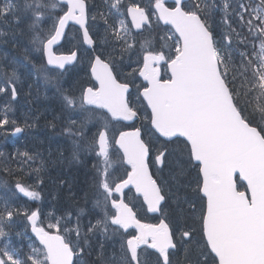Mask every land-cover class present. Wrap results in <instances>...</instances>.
Wrapping results in <instances>:
<instances>
[{
  "label": "snow or ice",
  "instance_id": "1",
  "mask_svg": "<svg viewBox=\"0 0 264 264\" xmlns=\"http://www.w3.org/2000/svg\"><path fill=\"white\" fill-rule=\"evenodd\" d=\"M9 20L31 47L0 64V96L15 101L32 64L59 100L72 158L95 163L93 208L57 215L20 203L43 200L39 154L18 152L14 169L0 151V172L17 176L0 194V264H264V0H5ZM70 25L88 46L79 56L57 54ZM85 55L77 87L64 77ZM32 126L11 104L0 112V135ZM112 237L119 259L105 253Z\"/></svg>",
  "mask_w": 264,
  "mask_h": 264
},
{
  "label": "trees",
  "instance_id": "2",
  "mask_svg": "<svg viewBox=\"0 0 264 264\" xmlns=\"http://www.w3.org/2000/svg\"><path fill=\"white\" fill-rule=\"evenodd\" d=\"M5 0H0L3 4ZM22 2V0H21ZM90 6L100 5L101 0H89ZM102 33L103 24L97 21ZM68 33V49L82 50L80 33L75 28ZM93 31H96L93 29ZM0 32L4 35L0 36V64L7 65L13 59L23 61V51L26 47H31L29 35L27 33L26 24L16 25L12 20L7 23L0 21ZM72 35V36H71ZM147 35V33H146ZM152 37L158 40L156 32H153ZM160 35H163L161 32ZM163 43V41H159ZM171 43V41H169ZM256 51H259V41H255ZM243 47V46H241ZM248 47H252V41L248 42ZM40 54L33 52L31 59L33 63L40 67ZM24 63H27L26 61ZM129 59L126 56L121 62L123 71L128 73L131 68L128 67ZM82 68L74 66L72 71L65 74V81L70 84H80L87 82V65ZM31 72V75H29ZM21 86L19 94L15 101L10 100L7 96H0V112L11 104L15 110V115L18 122L23 126V121L27 120L32 123L31 128H25L23 135L13 137L11 134L0 135V151H3L5 157H9L11 166L16 168V154L18 152L28 151L32 154H39L40 159L37 160L36 166H40V160L44 162V168L39 173L43 184L39 187L42 190L43 200L40 202L27 201V198H21L20 203L27 202L31 206H39L42 212H55L57 215L62 214L65 210L79 213L80 209L84 210L85 216L89 210L93 208L92 190L89 185L93 174L92 165L95 163L94 157L81 152L79 160L72 158V142L71 139L62 131L64 117L61 116L57 103L59 100L55 95V91L51 85L46 84L43 75L37 74L32 68V64L27 65V69L19 68ZM21 101V105L17 102ZM55 123L56 127L50 125ZM3 159L0 158V168H3ZM27 167V166H26ZM37 173L31 172L21 178V182L35 183ZM17 176L9 175L5 172H0V194L7 193V186L15 183ZM69 186L72 188V194L69 193ZM87 192L85 198L83 193ZM143 215V212H141ZM146 219L150 216H146ZM23 219L17 225L16 231L23 230ZM119 238L112 237L104 240L106 256L120 257ZM27 243V241H23ZM92 247L96 248V241L92 240ZM27 251V249H25ZM116 253V256H115ZM89 261L96 260L95 251L91 256L86 258ZM180 262L184 261L183 254L179 256Z\"/></svg>",
  "mask_w": 264,
  "mask_h": 264
},
{
  "label": "rangeland",
  "instance_id": "3",
  "mask_svg": "<svg viewBox=\"0 0 264 264\" xmlns=\"http://www.w3.org/2000/svg\"><path fill=\"white\" fill-rule=\"evenodd\" d=\"M143 1V3H147V0H141ZM72 36V35H71ZM63 49H68V45H66ZM61 51V50H60ZM87 60V57L85 58ZM84 60V59H83ZM83 60L80 62L82 68L86 67L85 63L83 62ZM114 256V255H112ZM115 256H116V253H115Z\"/></svg>",
  "mask_w": 264,
  "mask_h": 264
},
{
  "label": "water",
  "instance_id": "4",
  "mask_svg": "<svg viewBox=\"0 0 264 264\" xmlns=\"http://www.w3.org/2000/svg\"><path fill=\"white\" fill-rule=\"evenodd\" d=\"M130 19V18H129ZM71 26V25H70ZM72 26H75V27H79L78 25H72ZM63 42V41H62ZM85 48H87L88 46L87 45H83ZM58 47V46H57ZM57 54H68V53H57ZM18 135H20V134H18ZM18 135H14V136H18ZM149 214H151V213H149ZM151 215H153V214H151ZM37 243H38V241H37Z\"/></svg>",
  "mask_w": 264,
  "mask_h": 264
},
{
  "label": "bare ground",
  "instance_id": "5",
  "mask_svg": "<svg viewBox=\"0 0 264 264\" xmlns=\"http://www.w3.org/2000/svg\"><path fill=\"white\" fill-rule=\"evenodd\" d=\"M85 48V47H84ZM83 49V48H82ZM82 50H80V52H81ZM80 52H79V54H80ZM87 56L85 55V57H84V60H83V62L86 64L87 63V60L85 59ZM17 103H19L20 105H21V101H19V102H17ZM57 109H59V103H57Z\"/></svg>",
  "mask_w": 264,
  "mask_h": 264
}]
</instances>
